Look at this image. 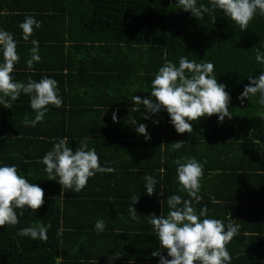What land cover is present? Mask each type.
I'll return each instance as SVG.
<instances>
[{"label":"trees","instance_id":"1","mask_svg":"<svg viewBox=\"0 0 264 264\" xmlns=\"http://www.w3.org/2000/svg\"><path fill=\"white\" fill-rule=\"evenodd\" d=\"M177 2L0 0V28L13 34L20 56L12 73L14 80L27 82L31 78L38 82L48 76L58 82L63 105L59 108L48 105L49 114L57 110L65 116L66 103L73 102L75 97L79 99L77 104L91 103L88 100L93 97H100L105 103V90L113 93L118 89L132 90L141 98L149 97L151 83L164 62L172 61L178 66L180 57L186 56L197 63L214 64L218 82L226 85L225 90L230 94L229 111L233 115L222 123L216 115L204 117L191 122L192 132L179 134L168 113L161 110L156 117L159 123L151 134L157 161L134 166L141 170L139 173L131 166H124V161L114 164L115 177L124 184L113 185L111 193H104L100 188L111 184L112 179L105 178V173H97L80 192L64 189L61 195V185L58 180L48 179L42 163L43 156L58 142L50 138L67 135L71 148L87 138L88 145L92 146L93 140L99 138L95 136L99 133L94 125L82 122L80 126L63 125L57 130L60 134H44L38 128L36 132L26 130L27 136L18 137L9 131L15 119L22 115L20 121L25 123L28 116L32 115L33 120L36 115L30 107V95L21 92L19 99L11 102V109L0 105V166L15 165L29 183L39 185L45 193L39 210L32 213L31 209H25L19 216V224L0 228V264H93L92 260L99 258L103 262L105 259L117 262L110 256L102 258L103 254L99 257L95 251L86 249L85 244L90 240L97 242L106 235L95 229L97 220H103L98 218L102 209L99 202L106 201L112 208L117 206L115 214L126 216L125 208L134 207L133 196H139L135 205L137 212L144 210L142 214L137 213L141 220L126 224L125 219H119L106 225L104 230H119L120 234L111 233L113 240L125 244L132 241L140 250L146 247L151 253L161 251L167 257L166 250L160 248L155 229L148 223V216H159L162 212L167 215L166 201L172 195L190 198L178 183L174 163L185 157H195L201 163L206 161L199 192L202 200L199 204L193 201L197 213L207 206L209 218L220 219L227 225L231 215L241 226L239 234L227 246L231 264H264V105L258 102L259 94L243 102L238 99L250 83L248 77L255 78L264 72V63L255 59L257 48L264 52V16L257 15L248 29L241 31L218 9L197 19L180 9ZM200 4L211 7L210 0H197V6ZM27 15H34L42 26L25 41L19 25ZM33 39L39 42L41 60L29 69L26 62L31 58ZM93 91L95 95L91 96ZM95 104L101 103L95 101ZM136 112L147 113V110L141 104ZM177 141L187 143L173 151L171 144ZM145 173L157 180L156 193L151 196L144 187ZM217 181L223 184L217 187ZM249 181L256 190L255 196L233 194L235 185L242 182L245 189L250 187ZM225 190L231 194H225ZM149 205L150 210L145 211ZM20 211L17 210L18 215ZM40 224H51L46 241L18 235L21 228ZM140 250L131 257L134 264H141L144 259L159 264V256H137Z\"/></svg>","mask_w":264,"mask_h":264},{"label":"clouds","instance_id":"2","mask_svg":"<svg viewBox=\"0 0 264 264\" xmlns=\"http://www.w3.org/2000/svg\"><path fill=\"white\" fill-rule=\"evenodd\" d=\"M211 7L204 4L197 6V0H178L177 5L185 12L191 13L197 19L205 15H211L215 10H220L230 20L234 21L241 31L247 30L249 23L257 16H264V0H210ZM42 26V22L35 19L34 15H27L19 27L23 32V39L29 40L36 29ZM31 58L27 60V67L33 68L34 62H39V42L31 41ZM0 53L3 61L0 62V105L5 109H11L13 101L19 99L21 92L30 95V107L36 115L33 120L26 121L35 127L42 122L48 111V105L57 108L62 107L63 101L59 93L58 82L48 76H44L38 82L29 78L27 82L16 81L12 73L15 65L19 63L20 56L17 52V42L12 33L0 28ZM255 59L264 63V52L256 49ZM215 66L212 62L203 61L197 63L186 56L179 59L177 66L172 61H165L151 83L149 97L141 98L133 96L135 105L142 104L148 114H158L165 110L170 122L179 134L193 131V121L204 117L218 116V122L225 118H232L229 111L230 94L225 90L226 85L219 83L215 76ZM249 84L238 97L241 102L250 96L259 94V104L264 105V72L255 78L248 77ZM154 98V99H153ZM130 111H138L135 106ZM145 119L150 115H145ZM112 119L117 122V114L114 111ZM136 124V119L131 120ZM153 123H159L158 120ZM136 132L149 140L147 125L139 124ZM187 142L177 141L171 144L173 151H178ZM255 143H259L256 141ZM46 166L49 180H58L64 189L80 192L88 183L89 178L97 173H112L114 169L103 166L96 149L88 147V139L85 138L79 146L72 150L68 146V138L64 137L54 142L53 148L42 158ZM177 165V179L183 191H186L189 199H182L179 195L167 198L168 213L163 212L157 216H148V223L152 225L159 238L160 248L167 252V257L161 251H153L152 256H159V264H231L232 256L228 251V244L239 234L240 224L233 220L231 215L227 225L220 220L208 217V208L204 206L199 213L193 204H199L202 196L201 181L204 176V163L195 157H185L174 162ZM58 177V179H57ZM144 187L147 195L156 193L157 180L145 173ZM163 194V193H161ZM44 190L37 184L29 183L28 179L20 173L15 165L0 166V228L6 225L19 224V216L23 210L31 209L32 213L39 210L44 204ZM139 196L132 197L134 207L129 208L131 218L138 219L135 205ZM162 202V207H163ZM21 210L19 215L17 210ZM51 224H40L21 228L18 235L30 236L32 239L47 240V231ZM106 225L103 220H97L95 229L103 231ZM95 264V262H93Z\"/></svg>","mask_w":264,"mask_h":264},{"label":"crops","instance_id":"3","mask_svg":"<svg viewBox=\"0 0 264 264\" xmlns=\"http://www.w3.org/2000/svg\"><path fill=\"white\" fill-rule=\"evenodd\" d=\"M66 70L65 77L68 80L69 73ZM52 73V72H51ZM108 91V94L105 92V103L104 99L100 97L96 98H89L87 103L86 101H83L79 104H86V105H79L76 102L79 100L77 97L73 99V102L66 103L65 109L68 111L65 116H62V113H59V111H53L51 114H49V109L46 112V115L44 117V120L39 125L36 124L35 129H33V126H30L28 129L26 127L30 124H27L26 122L23 123L22 120L20 121L22 115H19L14 121V125L11 124L10 130L11 134H18V137H25L27 136L26 130H31L30 132H36V130L39 128L43 129L44 134H60L62 132H57V130L62 129L64 126L68 127L70 125H76L80 126L81 122L89 125H94V129L98 131L99 134L95 133V136L98 135L99 138H96L93 140V145L89 146V148H95L97 151V154L100 156L101 163L103 166H110L113 168L114 164H120L122 161H124V166L128 165L133 168V170L137 173H139L141 170L134 166L139 165H151L155 161H157V156L153 155V153L156 150V144L151 141V138L149 140H145V137L142 135H139L136 132V127L139 124H145L147 125V133L150 135V137H153L151 135L153 131H155V124L153 121H156L158 117V114H148L144 112H133L130 111V109L134 108L135 106L138 108V111L141 109V104L135 105L133 102V96H137L135 92L132 90H123L118 89L116 92H112L111 90H105ZM92 95H95V92H90ZM89 93V94H90ZM103 97V96H102ZM95 101L100 102L101 104H95ZM56 107V106H55ZM116 112L117 114V122H114L112 119L113 112ZM145 115H150V118L145 119ZM32 116V115H31ZM31 116H28V121L32 120ZM26 119V121H27ZM136 119V124H132L131 120ZM100 124V126H98ZM64 125V126H63ZM98 126V127H97ZM158 127V125H157ZM13 132V133H12ZM155 135V134H154ZM40 137V136H39ZM64 137L68 138V142L70 141V138L65 135ZM63 136L56 137V138H50L53 141H59V139L64 138ZM43 139L42 137H40ZM79 145H73L72 150L75 151V149ZM133 165V166H132ZM116 170L115 168H113ZM111 175V177H110ZM105 178H111L112 183L105 184L103 189L104 193H111L113 185L117 184H124V181H120L119 178L115 177L114 171L112 173H105ZM250 180V179H249ZM92 183V182H91ZM221 184H223L221 181H217V187H219ZM242 182L239 183L236 186V189L233 194H236V196H243V194H247L250 197L255 196V189L251 186V183L249 181L248 188L243 189ZM94 187L96 186L93 184ZM226 185V184H225ZM230 187L229 185H227ZM129 187V185H128ZM216 187V185H215ZM216 187V188H217ZM243 187V188H242ZM220 189V188H219ZM224 189V188H223ZM225 194H231L229 191L225 190ZM115 199V198H112ZM102 201V200H101ZM218 203V200H217ZM226 203V202H224ZM101 204L102 209L99 211L98 218L103 219L105 222V225L110 224L111 222L114 223L115 221L119 219H125L126 224H129L128 221L135 222L140 221L141 218L138 217V219L133 220L131 218V214L129 213V210L125 208L126 216L119 215L117 212V215L115 214L117 206L115 208L109 207V204L106 203V201L99 202V205ZM128 207V205H127ZM146 210H150V205L147 207L145 206ZM109 209H112L113 212H110ZM167 211L169 209L167 208ZM144 212V210H140L137 213ZM209 214V212H208ZM207 214V215H208ZM211 215V213L209 214ZM213 215V214H212ZM99 233L106 234L105 237H100V239L97 240V242L93 241H86L87 244H85L86 249H90L91 251H95L98 253L97 255L102 258H114L117 260V262H112L108 259V261L105 259L103 262L99 259L92 260V263L95 262V264L98 263H105V264H134V260L131 258L133 257V253L140 250L141 247H136L134 242L130 243H123L119 241L113 240L114 237H111V233H117L120 234L119 230L116 232L109 231V230H103L99 231ZM108 237V238H107ZM118 239V236H115ZM105 246V247H104ZM104 247L103 250L101 248ZM157 250V249H156ZM113 252V255H110ZM137 256H152V253L150 250L146 247L142 248ZM141 264H153L152 260L144 259Z\"/></svg>","mask_w":264,"mask_h":264}]
</instances>
